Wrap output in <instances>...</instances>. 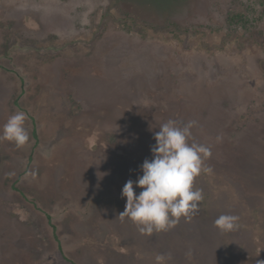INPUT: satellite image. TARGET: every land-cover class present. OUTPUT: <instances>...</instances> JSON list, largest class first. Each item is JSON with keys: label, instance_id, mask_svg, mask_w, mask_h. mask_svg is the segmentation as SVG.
Listing matches in <instances>:
<instances>
[{"label": "rangeland", "instance_id": "374dc122", "mask_svg": "<svg viewBox=\"0 0 264 264\" xmlns=\"http://www.w3.org/2000/svg\"><path fill=\"white\" fill-rule=\"evenodd\" d=\"M17 112L29 140L0 138V264H264L258 0H0V134ZM169 120L196 122L211 171L191 220L141 234L121 192Z\"/></svg>", "mask_w": 264, "mask_h": 264}, {"label": "clouds", "instance_id": "9594fccd", "mask_svg": "<svg viewBox=\"0 0 264 264\" xmlns=\"http://www.w3.org/2000/svg\"><path fill=\"white\" fill-rule=\"evenodd\" d=\"M26 118L24 112L11 115L3 125L0 138L23 146L29 140ZM195 123L189 121L178 126L177 121L169 120L162 124L154 134L152 159H145L140 166L143 174L136 180L129 179L122 188L126 205L119 216L122 220L129 218L141 234L170 230L181 217L191 220L199 211L203 193L194 188V181L202 171H211L205 166L211 151L193 140L191 129ZM220 139L218 136L217 141ZM134 185L142 189L139 194L135 193ZM236 219L222 214L214 223L221 231L228 232L236 228ZM170 258V254L167 257L158 254L156 264H164Z\"/></svg>", "mask_w": 264, "mask_h": 264}, {"label": "trees", "instance_id": "16d2710c", "mask_svg": "<svg viewBox=\"0 0 264 264\" xmlns=\"http://www.w3.org/2000/svg\"><path fill=\"white\" fill-rule=\"evenodd\" d=\"M260 2V5L264 6V0H258Z\"/></svg>", "mask_w": 264, "mask_h": 264}]
</instances>
